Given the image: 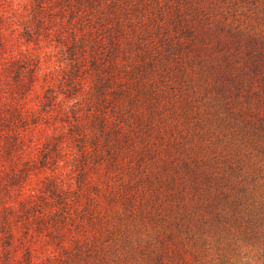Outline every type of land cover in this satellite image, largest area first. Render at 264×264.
Listing matches in <instances>:
<instances>
[{"label": "rangeland", "instance_id": "rangeland-1", "mask_svg": "<svg viewBox=\"0 0 264 264\" xmlns=\"http://www.w3.org/2000/svg\"><path fill=\"white\" fill-rule=\"evenodd\" d=\"M77 1L0 0V264H264V0Z\"/></svg>", "mask_w": 264, "mask_h": 264}, {"label": "trees", "instance_id": "trees-1", "mask_svg": "<svg viewBox=\"0 0 264 264\" xmlns=\"http://www.w3.org/2000/svg\"><path fill=\"white\" fill-rule=\"evenodd\" d=\"M85 2H87L89 5H91V3L93 4V2L95 0H83ZM80 5L83 4V2H81L80 0L77 1ZM41 6V11L44 12L45 9L47 8L46 5H40ZM40 11V13H41ZM80 37H78V35L74 36L73 39L75 40V42L79 39ZM82 41V39H80V42ZM116 66V62L115 61H112L110 60V64L107 65V66H104V69L105 71H107V75L108 77H106L103 81L104 85H103V88H100L98 89V92H99V95H102L105 97V94H106V90L107 88L104 87V86H109L110 83H114L116 85L115 88H113V94L116 96L115 98L117 99H124L123 101H134L135 99V95L133 94V92L131 91L132 88H130V85L128 86H125L124 84V80L123 79H120V78H117V79H113V71L112 69ZM102 80V78H101ZM137 89V88H136ZM138 90V89H137ZM143 90V89H142ZM150 94H152V92H150ZM121 109V108H120ZM126 138L128 137V139L132 140L131 143H133V136H131L130 134H128V136L126 135L125 136ZM107 144H109L107 142ZM175 166V172H177V169H176V165L174 164ZM185 166H187L188 168L191 169V174L196 178L198 176V171H194L188 163H185ZM187 168V169H188ZM176 177H171V180L169 181V183L172 181V184L175 183V179Z\"/></svg>", "mask_w": 264, "mask_h": 264}]
</instances>
